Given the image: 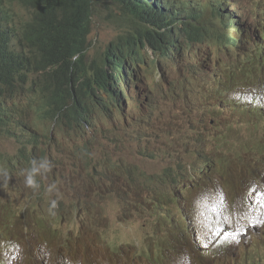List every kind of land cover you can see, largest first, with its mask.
Wrapping results in <instances>:
<instances>
[{
  "label": "rangeland",
  "instance_id": "374dc122",
  "mask_svg": "<svg viewBox=\"0 0 264 264\" xmlns=\"http://www.w3.org/2000/svg\"><path fill=\"white\" fill-rule=\"evenodd\" d=\"M258 1L248 16L261 23V37L246 50L248 60L238 62L245 69L236 78L220 69L216 90L206 93L200 78L183 84V63L192 61L186 56L166 72L165 92L155 94L158 110L149 118L100 124L76 135L72 151L65 149L72 140H63L54 125L27 114L24 135L41 140L32 164L53 160L52 171L35 176L37 188L26 185V170L2 174V160L14 157L18 144L0 134V199L18 211L11 229L17 238L3 239L0 264H176L184 254L192 264H264V228H230L232 218L264 204V0ZM112 8L95 5L88 60L101 56L123 30ZM12 9L26 15L23 8ZM223 52L212 57L221 55L241 69L234 52ZM237 86L250 88L243 94ZM24 94L34 97L29 90ZM230 100L236 104L225 105ZM169 121L180 134L169 133ZM48 223L61 231L54 235L50 226L45 232ZM190 229L198 243L187 236Z\"/></svg>",
  "mask_w": 264,
  "mask_h": 264
},
{
  "label": "trees",
  "instance_id": "16d2710c",
  "mask_svg": "<svg viewBox=\"0 0 264 264\" xmlns=\"http://www.w3.org/2000/svg\"><path fill=\"white\" fill-rule=\"evenodd\" d=\"M102 2L113 7V18L123 30L101 56L88 60L92 17L95 5ZM258 2L0 0V134L18 144L13 159L4 163L3 174H21L32 167L30 160L41 140L32 132L29 137L24 135L27 114L34 113L54 125L63 140H72L73 144L65 143L72 151L77 146L76 135L99 129L100 124L123 126L149 118L158 110L155 94L165 92L166 72L186 56L192 60L182 67L181 77L187 86L200 78L198 86L206 84V93L216 90L221 68L236 78L245 69L238 62L243 56L248 60L246 50L261 37V23H252L248 16ZM15 6L23 8L26 15L21 17L12 9ZM147 50L151 51L148 55ZM221 50L226 55L234 52L233 59L241 69L222 60L221 55L212 57ZM151 55L153 59H149ZM235 88L245 94L250 86ZM26 90L34 97L25 95ZM143 90L144 96L131 106ZM235 104L230 100L225 105ZM220 108L219 115L223 106ZM167 128L169 133H181L172 121ZM46 150L44 145L43 156ZM117 168H121L119 163ZM9 204L0 199L4 207L0 212V248L3 239L17 238L11 229L17 225L14 217L18 211ZM48 224L45 232L50 226L55 227L54 235L61 231L59 226Z\"/></svg>",
  "mask_w": 264,
  "mask_h": 264
},
{
  "label": "clouds",
  "instance_id": "9594fccd",
  "mask_svg": "<svg viewBox=\"0 0 264 264\" xmlns=\"http://www.w3.org/2000/svg\"><path fill=\"white\" fill-rule=\"evenodd\" d=\"M65 149H69V148L65 147ZM12 159L13 157L11 159L2 160V171H3L4 163L9 162ZM52 169H53V160L46 158V159H42L39 163L33 161V166L27 170V175L25 178L26 185L32 188H37L38 184L35 180V176L41 173L42 171L50 172L52 171ZM255 218H258V219L264 218V204H262V206L256 211L243 214L239 217L232 218V224L230 228L231 229H247L253 225H256L263 229L264 223L261 225L254 223ZM176 264H192L191 257L188 254H184L180 257V259L176 262Z\"/></svg>",
  "mask_w": 264,
  "mask_h": 264
},
{
  "label": "bare ground",
  "instance_id": "6f19581e",
  "mask_svg": "<svg viewBox=\"0 0 264 264\" xmlns=\"http://www.w3.org/2000/svg\"><path fill=\"white\" fill-rule=\"evenodd\" d=\"M258 56V55H257ZM262 56V55H261ZM243 60V59H242ZM262 61V60H261ZM243 62V61H242ZM260 90H262V89H260ZM259 92V91H258ZM261 94V93H260ZM19 116V115H18ZM20 118V117H19ZM11 123V122H10ZM13 125V124H12ZM8 126V125H7ZM9 126H10V124H9ZM12 127V126H11ZM13 128V127H12ZM10 139V138H9ZM8 140V139H7ZM24 145H26V144H24ZM25 152V151H24ZM34 152V151H33ZM28 153V152H27ZM26 153V154H27ZM8 154V153H7ZM9 155V154H8ZM37 155V154H36ZM0 156H2L1 154H0ZM6 156V155H5ZM28 156V155H27ZM14 161V160H13ZM31 161V160H30ZM31 163H32V161H31ZM16 166V165H15ZM19 166H21V165H19ZM32 166H33V164H32ZM17 167V166H16ZM19 169H20V167H19ZM25 169V168H24ZM1 170V169H0ZM4 170V169H3ZM6 171H7V169H6ZM17 171H19V170H17ZM3 174V173H2ZM20 174V173H19ZM7 175V174H6ZM4 178V177H3ZM3 178H2V180H3ZM11 178V177H10ZM36 180V179H35ZM8 181V180H7ZM39 181V180H38ZM2 183H5V182H2ZM1 184V183H0ZM7 184V183H6ZM40 186V185H39ZM183 202H185V201H183ZM203 205H205V204H203ZM205 207V206H204ZM24 208V207H23ZM203 208V207H202ZM182 214V213H181ZM190 236V238L192 239V240H194L196 243H198L197 241H196V236L197 235H195V233H194V230L193 229H190V234H187V236Z\"/></svg>",
  "mask_w": 264,
  "mask_h": 264
}]
</instances>
